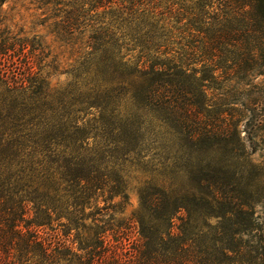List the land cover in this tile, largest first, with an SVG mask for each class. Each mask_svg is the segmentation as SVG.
Here are the masks:
<instances>
[{"label": "trees", "instance_id": "obj_1", "mask_svg": "<svg viewBox=\"0 0 264 264\" xmlns=\"http://www.w3.org/2000/svg\"><path fill=\"white\" fill-rule=\"evenodd\" d=\"M8 1L0 264H264L230 162L239 96L264 87V0H30L60 50L16 31ZM248 102L264 120L260 93ZM165 144L160 176L183 184L153 178ZM128 164L147 172L124 215Z\"/></svg>", "mask_w": 264, "mask_h": 264}, {"label": "rangeland", "instance_id": "obj_2", "mask_svg": "<svg viewBox=\"0 0 264 264\" xmlns=\"http://www.w3.org/2000/svg\"><path fill=\"white\" fill-rule=\"evenodd\" d=\"M33 5L30 0H9L3 6V10L6 12L9 18V24L16 30L24 29L29 34H40L49 43L58 49V42L50 34L46 25H40L37 15L32 9ZM12 23V24H11ZM264 76H260L257 80H263ZM66 77L60 76V83H64ZM264 98V87L262 90H247L241 96L240 102L236 108L238 114L235 118L237 134L233 135L235 142V149L233 150V156L230 160L232 168L236 171H242L243 174H237V180L243 183H248L252 186L253 198L256 200L254 208L260 216L264 217V175H260V171H264V120L257 117L258 113L255 112L253 105L248 101L254 96L258 95ZM241 103H244L242 105ZM264 109V104L260 105L259 109ZM260 121V122H259ZM166 149L164 153L161 150L152 152V161L149 164V169L154 174V180L161 182L164 178L167 182H173L175 184H183L186 182V177H178L173 179L172 177L160 176L159 163L166 155L171 156L173 151L169 149V144H165ZM156 152V153H155ZM156 155H153V154ZM148 158V157H147ZM130 176L128 178V195L129 201L125 208L124 215H129L139 205L138 187L139 181L146 170L142 169L138 165L128 164ZM148 169V170H149ZM170 170V169H169ZM122 215V216H124Z\"/></svg>", "mask_w": 264, "mask_h": 264}]
</instances>
